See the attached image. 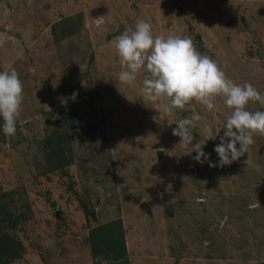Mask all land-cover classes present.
<instances>
[{
  "label": "rangeland",
  "instance_id": "1",
  "mask_svg": "<svg viewBox=\"0 0 264 264\" xmlns=\"http://www.w3.org/2000/svg\"><path fill=\"white\" fill-rule=\"evenodd\" d=\"M141 19L264 93V0H0V71L24 89L14 136L0 119V264H264V136L197 163L176 123L199 113L193 144L218 163L230 109L169 114L142 97L147 73L118 83L114 38Z\"/></svg>",
  "mask_w": 264,
  "mask_h": 264
},
{
  "label": "clouds",
  "instance_id": "2",
  "mask_svg": "<svg viewBox=\"0 0 264 264\" xmlns=\"http://www.w3.org/2000/svg\"><path fill=\"white\" fill-rule=\"evenodd\" d=\"M103 17L97 18L100 22ZM153 25L138 20L134 28L126 29L114 38L113 44L121 64L126 70L118 73L121 85L132 86L141 71L147 73L140 89L144 99L157 103L163 112L171 114L174 109L183 110L195 101L207 111L216 109V99H223L230 109L223 125V136L214 148L218 163L210 160L200 143L193 144L191 129L204 118L199 113L179 119L172 135L180 138L179 145L195 152L197 163L211 167H224L238 161L255 143L254 137L264 136V111H250V102L264 106V93L251 83L236 84L211 57L198 51L194 40L187 35H154ZM23 83L18 72L11 68L0 71V119L2 131L11 137L16 134L17 119L22 111ZM47 107V106H46ZM205 142L215 140L209 125L203 128ZM250 164V160L245 161Z\"/></svg>",
  "mask_w": 264,
  "mask_h": 264
},
{
  "label": "water",
  "instance_id": "3",
  "mask_svg": "<svg viewBox=\"0 0 264 264\" xmlns=\"http://www.w3.org/2000/svg\"><path fill=\"white\" fill-rule=\"evenodd\" d=\"M143 208V206H141Z\"/></svg>",
  "mask_w": 264,
  "mask_h": 264
}]
</instances>
